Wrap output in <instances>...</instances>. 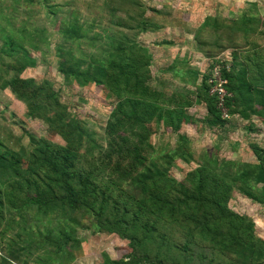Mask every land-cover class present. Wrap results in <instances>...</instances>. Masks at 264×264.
Segmentation results:
<instances>
[{
	"label": "trees",
	"instance_id": "1",
	"mask_svg": "<svg viewBox=\"0 0 264 264\" xmlns=\"http://www.w3.org/2000/svg\"><path fill=\"white\" fill-rule=\"evenodd\" d=\"M168 10L141 0H0V90L26 105L30 117L45 119L63 142L31 133L27 144L0 137V264H68L79 230L127 241L125 256L103 253L97 264H264L255 222L228 207L234 191L264 206V147L249 145L251 163L206 152L195 157L179 132L166 150L142 135L151 121L190 122L187 95L176 100L179 112L163 107L151 86L152 55L138 41L174 26ZM47 24L57 25L52 49L63 81L104 86L114 98L105 138L68 112L51 82L21 76L36 65L33 53L50 45ZM263 27L255 2L234 18L206 16L197 28L184 27L208 70L184 60L168 70L195 84L209 126L228 121L208 93L216 64L227 82L228 114L264 122ZM176 159L196 165L179 180L169 173Z\"/></svg>",
	"mask_w": 264,
	"mask_h": 264
},
{
	"label": "rangeland",
	"instance_id": "2",
	"mask_svg": "<svg viewBox=\"0 0 264 264\" xmlns=\"http://www.w3.org/2000/svg\"><path fill=\"white\" fill-rule=\"evenodd\" d=\"M145 6L160 7L163 3L169 8L165 17L175 21L174 26H168L161 31L152 34H142L138 41L146 46L151 55V72L153 88H159L161 92L160 101L164 108L179 112L177 101L180 96L187 95L190 105L184 109L190 117L189 125L172 120V123L151 121L148 131L143 133L147 141L155 150L168 149L174 146L176 135L185 134L190 140V148L193 155L197 157L202 152L210 156L254 163L255 159L249 147L255 143L264 147V122L258 118L240 119L237 115L230 116L222 127H211L208 125L207 111L203 103L195 98V88H191L168 75L159 83L154 78L155 70L169 64L175 56L181 60L185 58L187 65L197 68L202 72L207 71L209 61L200 53L191 51L190 34L184 27L197 28L198 24L206 16H218L221 18H234L249 8L251 2H255L257 9L264 19V0H141ZM56 25V24H55ZM47 24L49 44L40 52L33 53L36 65L24 70L23 78H33L37 81L48 80L52 83L54 90L58 93L60 102L66 106L68 112L85 124L91 134L97 138H105L103 128L114 107V98L107 92L104 86L87 84L78 86L75 82L65 83L57 71V60L53 55L52 45L58 40L56 26ZM264 31V27H263ZM185 32L186 35H182ZM171 41L177 46H156L157 42ZM264 43V37L260 39ZM192 42V41H191ZM238 42H241L238 41ZM193 44V42H192ZM194 49V45H193ZM192 49V50H193ZM230 53L231 51L228 50ZM186 53V55L184 54ZM180 54V56H179ZM229 54V53H228ZM226 54V55H228ZM228 55V60H230ZM160 79V78H158ZM176 80V81H174ZM200 81L198 80V85ZM163 84V85H162ZM161 86V87H159ZM174 97L175 104H169V99ZM192 104V107H190ZM190 107V108H189ZM190 115H193L191 117ZM183 129V130H182ZM26 133L36 137H43L56 144H63L61 138L48 129V122L39 117H30L26 105L16 100L8 90H0V137L8 138L11 142L20 140L19 144H27ZM8 136H11L9 138ZM138 143V139H134ZM15 142V141H14ZM147 150V149H145ZM148 151V150H147ZM145 153V152H144ZM146 154V153H145ZM196 165L191 162L184 164L176 159L169 167V173L176 179H182L186 172ZM228 207L239 214H244L255 222L256 233L264 239V206L253 202L240 193L234 191L228 202ZM78 236L80 246L74 249L73 257L68 264H97L101 261L103 253L112 259L125 256L129 249L126 240L119 238L116 234H93L91 230H79Z\"/></svg>",
	"mask_w": 264,
	"mask_h": 264
},
{
	"label": "built area",
	"instance_id": "3",
	"mask_svg": "<svg viewBox=\"0 0 264 264\" xmlns=\"http://www.w3.org/2000/svg\"><path fill=\"white\" fill-rule=\"evenodd\" d=\"M220 66L214 65L210 71V75L207 79L209 84L208 93L215 96L216 98V108L220 111V115L223 119H229L230 115L227 112V107L225 103V98L229 95L225 89L226 79L222 78L220 72ZM227 70L228 66H224Z\"/></svg>",
	"mask_w": 264,
	"mask_h": 264
},
{
	"label": "crops",
	"instance_id": "4",
	"mask_svg": "<svg viewBox=\"0 0 264 264\" xmlns=\"http://www.w3.org/2000/svg\"><path fill=\"white\" fill-rule=\"evenodd\" d=\"M202 22H203V20H202ZM187 25H189L188 23L187 24H185V26L187 27V28H189ZM200 24H198L197 26H199ZM186 35V33L185 32H182V35ZM183 35V36H184ZM188 40L190 41V47L193 49V44H192V38H191V36H190V38H188ZM156 46H165V47H167L168 48V46L170 47V45H156ZM171 46H177V44H175V45H171ZM191 49V51H193V52H195V54L196 53H198V52H196L194 49L192 50ZM230 54V52L228 51V50H226L225 52H224V55H226V54ZM185 55H186V53H184ZM197 55V54H196ZM179 56H180V54H179ZM230 56V55H229ZM176 57L177 56H175L173 59H171V61H170V63L169 64H165L164 66H157V67H159V68H157L156 70H155V80H157L160 84L161 83H163L162 81H161V79H163L164 77L163 76H165V75H168L170 78H173V79H176V80H174V81H176V82H180L179 80V77H176V73L178 74V75H181L182 73H181V71L178 73L177 72V70L178 69H176V70H174V72H170L169 70H168V68H169V66L173 63V61L175 60V61H181V60H184L185 61V58H183V59H181V60H178V59H176ZM190 66V65H189ZM190 67H192V68H195V67H193V66H190ZM196 69V68H195ZM153 78V77H152ZM158 78H160V79H158ZM189 78V77H188ZM187 78V79H188ZM197 83H198V81L196 82V85H197ZM184 84V83H183ZM163 85V84H162ZM186 85H188L189 87H193V88H195V84L193 85V84H186ZM159 87H161V86H159ZM157 89V88H156ZM157 90H159L160 91V89L158 88ZM190 107H192V104H191V106ZM189 107V108H190ZM188 107H186V109H187ZM191 117H193V115H190ZM186 126H188L189 125V123L188 124H186V123H184ZM183 130V129H182Z\"/></svg>",
	"mask_w": 264,
	"mask_h": 264
}]
</instances>
